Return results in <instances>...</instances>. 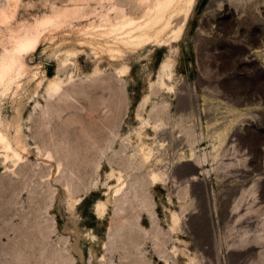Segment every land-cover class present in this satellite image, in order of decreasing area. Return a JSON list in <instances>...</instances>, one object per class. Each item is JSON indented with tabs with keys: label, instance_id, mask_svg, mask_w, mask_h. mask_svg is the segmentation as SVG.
Masks as SVG:
<instances>
[{
	"label": "rangeland",
	"instance_id": "374dc122",
	"mask_svg": "<svg viewBox=\"0 0 264 264\" xmlns=\"http://www.w3.org/2000/svg\"><path fill=\"white\" fill-rule=\"evenodd\" d=\"M0 1L12 30L50 23L31 81L0 96L28 144L15 165L0 147V264H264V0H195L178 41L113 57L79 44L112 5L139 21L134 0ZM8 38L0 24V55ZM160 122L171 170L153 187L140 144Z\"/></svg>",
	"mask_w": 264,
	"mask_h": 264
},
{
	"label": "bare ground",
	"instance_id": "6f19581e",
	"mask_svg": "<svg viewBox=\"0 0 264 264\" xmlns=\"http://www.w3.org/2000/svg\"><path fill=\"white\" fill-rule=\"evenodd\" d=\"M134 1L136 5L143 9V15L140 20L138 19L139 21L131 17L132 15H128L124 9L112 5L106 15L101 17L99 25L90 24L87 27L86 39L88 41L81 42L79 45L86 44L96 54H107L113 57L114 55L121 54L124 50L133 52L148 44L163 46L170 41L176 42L183 33L195 0ZM7 6L6 10L0 8V24L5 26L9 32L7 41L9 47H4L0 55V96L11 91L13 86L16 88L14 91L16 93L21 87L22 79L28 77L29 68L31 67L27 66L23 56L25 55L26 57L28 53H34L39 45L42 30L50 24L49 21H43L34 27L24 28L23 26H19L17 29L12 30L9 26L14 18L15 7ZM112 15L114 17H111ZM110 37H113L111 38L112 40L104 41L103 44L98 43L99 39H109ZM65 54L66 57L61 60L63 67L68 65V57L71 56L68 51ZM125 71L126 69H122L120 73H124ZM34 77L35 75H32V78ZM29 81L31 80L28 79ZM70 81L71 79L68 82ZM63 82L57 77L48 78L45 88L47 96L53 98L59 94L65 86ZM38 86L35 85L33 88V97L37 96ZM17 112L19 113V110ZM148 124L142 120L143 126ZM9 127L10 125H4L0 117V147L5 153L4 160L12 159L15 165L22 161L21 153L27 150V136L24 132L23 120L20 119L14 126L11 125L13 135L7 133ZM162 127H164L162 122L152 126L155 139L151 145L140 144L141 163L148 168V182L153 187L155 185H166L170 178V165L166 166L168 162L165 165L166 167L162 165V161L164 160H162L161 149L165 145L161 143L162 141H160L159 137H157L159 139L156 138V136L162 133L163 129L158 133ZM161 140L163 139L161 138ZM110 176L115 180L116 185L110 188L109 201L120 196L125 188V180H123L120 172L115 173L112 170ZM96 208L100 214H104L107 205L105 203H98ZM173 219L174 224L177 225V218L174 217ZM188 264H196V262L195 260H191Z\"/></svg>",
	"mask_w": 264,
	"mask_h": 264
}]
</instances>
